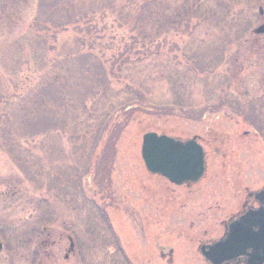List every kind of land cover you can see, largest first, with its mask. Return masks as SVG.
<instances>
[{"label": "rangeland", "instance_id": "1", "mask_svg": "<svg viewBox=\"0 0 264 264\" xmlns=\"http://www.w3.org/2000/svg\"><path fill=\"white\" fill-rule=\"evenodd\" d=\"M263 24L264 0H0V264H207L264 188ZM150 131L197 136L205 177L150 174Z\"/></svg>", "mask_w": 264, "mask_h": 264}, {"label": "water", "instance_id": "2", "mask_svg": "<svg viewBox=\"0 0 264 264\" xmlns=\"http://www.w3.org/2000/svg\"><path fill=\"white\" fill-rule=\"evenodd\" d=\"M255 32L263 33L264 24ZM141 157L150 174L179 186L198 183L207 171V154L197 136L183 140L147 132L143 135ZM255 193L258 207L226 221L222 237L199 244L198 251L207 264H264V188Z\"/></svg>", "mask_w": 264, "mask_h": 264}, {"label": "flooded vegetation", "instance_id": "3", "mask_svg": "<svg viewBox=\"0 0 264 264\" xmlns=\"http://www.w3.org/2000/svg\"><path fill=\"white\" fill-rule=\"evenodd\" d=\"M189 189L193 187L192 186H187ZM258 201L256 200V193L255 192H249L241 209L236 212L235 214H233L231 217L237 215V214H240L242 212H245L246 210L250 209V208H255L258 206ZM224 223V222H223ZM211 240V239H210ZM71 245H73V243L71 242ZM165 255V254H164Z\"/></svg>", "mask_w": 264, "mask_h": 264}, {"label": "trees", "instance_id": "4", "mask_svg": "<svg viewBox=\"0 0 264 264\" xmlns=\"http://www.w3.org/2000/svg\"><path fill=\"white\" fill-rule=\"evenodd\" d=\"M153 25H155V24H153ZM155 28H157V26H155ZM129 107H130V105H127V106H126V108H129Z\"/></svg>", "mask_w": 264, "mask_h": 264}]
</instances>
